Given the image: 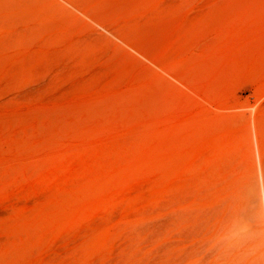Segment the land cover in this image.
Returning a JSON list of instances; mask_svg holds the SVG:
<instances>
[{
    "label": "rangeland",
    "instance_id": "obj_1",
    "mask_svg": "<svg viewBox=\"0 0 264 264\" xmlns=\"http://www.w3.org/2000/svg\"><path fill=\"white\" fill-rule=\"evenodd\" d=\"M0 264H264V0H0Z\"/></svg>",
    "mask_w": 264,
    "mask_h": 264
}]
</instances>
